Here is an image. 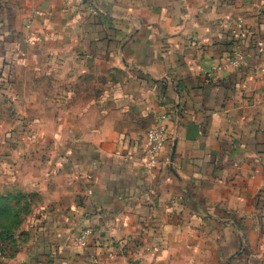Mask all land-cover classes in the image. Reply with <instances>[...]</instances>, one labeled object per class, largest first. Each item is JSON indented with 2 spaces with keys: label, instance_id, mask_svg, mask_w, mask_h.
Masks as SVG:
<instances>
[{
  "label": "crops",
  "instance_id": "obj_1",
  "mask_svg": "<svg viewBox=\"0 0 264 264\" xmlns=\"http://www.w3.org/2000/svg\"><path fill=\"white\" fill-rule=\"evenodd\" d=\"M10 112L39 150L25 263L264 264V0H0Z\"/></svg>",
  "mask_w": 264,
  "mask_h": 264
},
{
  "label": "rangeland",
  "instance_id": "obj_2",
  "mask_svg": "<svg viewBox=\"0 0 264 264\" xmlns=\"http://www.w3.org/2000/svg\"><path fill=\"white\" fill-rule=\"evenodd\" d=\"M8 115L5 118L0 114V197L5 199L6 209L12 208L13 220L20 223L13 225L9 222L4 225L10 236L1 237L3 229L0 227V264H27L24 252L31 242L32 221L38 218L39 213V194L35 192L39 188V150L31 152L27 160L22 157L27 153L19 152L15 144H30L35 139L33 136L10 135L6 132L7 128L3 129L2 125L9 126L14 121L15 113L10 112ZM25 125L24 122L21 124ZM30 195L33 198H25Z\"/></svg>",
  "mask_w": 264,
  "mask_h": 264
},
{
  "label": "built area",
  "instance_id": "obj_3",
  "mask_svg": "<svg viewBox=\"0 0 264 264\" xmlns=\"http://www.w3.org/2000/svg\"><path fill=\"white\" fill-rule=\"evenodd\" d=\"M39 14V12H36ZM246 63V55L243 52H236L230 56L223 58L222 62L214 66L210 74L225 71L227 68H241ZM168 116L161 114L151 126L145 136L143 144V152L145 155L146 164L148 167L155 166L160 159V155L164 149L166 142L169 139L168 129L165 124ZM92 236L91 230H85L77 236L69 238L68 245L84 247L88 244ZM53 255L57 254V251H53Z\"/></svg>",
  "mask_w": 264,
  "mask_h": 264
},
{
  "label": "trees",
  "instance_id": "obj_4",
  "mask_svg": "<svg viewBox=\"0 0 264 264\" xmlns=\"http://www.w3.org/2000/svg\"><path fill=\"white\" fill-rule=\"evenodd\" d=\"M25 198L31 199V198H33V195L27 196ZM4 201H5V199L0 197V227H1V229H3L1 232V234H2L1 237H3L4 235L10 236V234L6 233V227L4 225H6L9 222H12L13 225L14 224L18 225L20 223V222L13 220V218H14L13 210H12V208L6 209L5 208L6 205H5ZM13 237L14 236L12 235V238Z\"/></svg>",
  "mask_w": 264,
  "mask_h": 264
},
{
  "label": "water",
  "instance_id": "obj_5",
  "mask_svg": "<svg viewBox=\"0 0 264 264\" xmlns=\"http://www.w3.org/2000/svg\"><path fill=\"white\" fill-rule=\"evenodd\" d=\"M175 145H176V141H175V143H174V147H173V152H172V157H171V159H173V156H174Z\"/></svg>",
  "mask_w": 264,
  "mask_h": 264
}]
</instances>
